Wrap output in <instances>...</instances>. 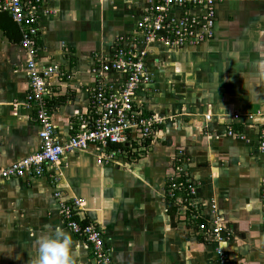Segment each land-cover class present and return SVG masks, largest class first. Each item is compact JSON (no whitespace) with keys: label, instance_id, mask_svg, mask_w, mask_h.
Masks as SVG:
<instances>
[{"label":"crops","instance_id":"obj_1","mask_svg":"<svg viewBox=\"0 0 264 264\" xmlns=\"http://www.w3.org/2000/svg\"><path fill=\"white\" fill-rule=\"evenodd\" d=\"M146 6L145 0H44L39 6L37 66L59 73L51 78L49 108L61 141L87 115L96 59L111 55L118 38L137 36ZM20 42L19 28L0 10V168L39 148L35 110L25 105ZM146 62L153 85L144 113L166 119L157 135L146 150L135 144L107 165L97 163L94 148L67 153L51 170L55 184L48 175L0 182V264H29L35 239L57 226L71 235L76 264H94L65 228L56 191L83 201L82 219L104 230L112 264H216L212 244L200 239L195 210L173 188L179 168L195 187L196 212L206 216L215 202L232 232L223 247L229 261L264 264V153L257 149L262 120L256 118L264 114V75H258L264 0H221L210 40L174 52L153 45ZM105 82L116 87L122 76L110 73ZM228 126L244 140L228 137Z\"/></svg>","mask_w":264,"mask_h":264},{"label":"built area","instance_id":"obj_2","mask_svg":"<svg viewBox=\"0 0 264 264\" xmlns=\"http://www.w3.org/2000/svg\"><path fill=\"white\" fill-rule=\"evenodd\" d=\"M43 1L0 0V10L6 11L20 30V46L24 53L27 79L25 105L35 110L34 117L39 127L38 151L0 168V182L48 175L51 183L55 184L58 176L51 173V170L63 156L76 151L86 152L89 148L97 151V163L106 165L114 162L116 156L125 153L126 149L133 152L135 144L141 151L146 150L147 144L166 122L165 118L145 114L143 109L145 93L153 85V76L146 62L151 47L160 45L167 52H174L210 40L214 34L216 5L221 2L145 0L147 6L135 26L137 36L133 40L118 38L111 55L96 59V66L91 70L96 82L89 90L87 115L79 119L73 134L61 141L49 108L53 91L51 78L59 73L56 67L40 69L37 66L38 8ZM110 73L122 76L120 85L115 87L105 82ZM256 118L262 120L258 129L257 149L264 153V114ZM226 135L244 140V136L230 126L227 127ZM177 172L183 173V170L179 168ZM183 174L187 176L186 172ZM173 188L184 191V202L192 211L195 210L193 219L198 221L196 227L200 239L202 243L212 244L216 264H236L229 261L223 250L233 235L224 226L215 202H210L209 212L203 217L196 212V191L189 177L184 183L173 185ZM54 197L65 228L85 245L94 264H112L104 230L96 224H83V201L77 198L64 200L58 191ZM261 220L264 228V187L261 192Z\"/></svg>","mask_w":264,"mask_h":264},{"label":"clouds","instance_id":"obj_3","mask_svg":"<svg viewBox=\"0 0 264 264\" xmlns=\"http://www.w3.org/2000/svg\"><path fill=\"white\" fill-rule=\"evenodd\" d=\"M258 75H264V64L258 66ZM73 243L68 232L59 226L49 227L35 239V253L29 264H76L72 256Z\"/></svg>","mask_w":264,"mask_h":264},{"label":"trees","instance_id":"obj_4","mask_svg":"<svg viewBox=\"0 0 264 264\" xmlns=\"http://www.w3.org/2000/svg\"><path fill=\"white\" fill-rule=\"evenodd\" d=\"M235 130V129H234ZM179 163V162H178ZM181 163H179L178 165H180ZM183 173H184V171H183ZM183 173H180V174H177L178 175V177H177V179H176V182L177 183H184V181L188 178V176H186V175H184ZM180 194H182V196L184 197L185 196V194H184V191H182ZM181 196V197H182ZM87 222H83V224H86ZM196 224L198 223V221L197 222H195Z\"/></svg>","mask_w":264,"mask_h":264},{"label":"rangeland","instance_id":"obj_5","mask_svg":"<svg viewBox=\"0 0 264 264\" xmlns=\"http://www.w3.org/2000/svg\"><path fill=\"white\" fill-rule=\"evenodd\" d=\"M183 168H185L184 166H183ZM184 170V169H183ZM184 172H185V170H184Z\"/></svg>","mask_w":264,"mask_h":264}]
</instances>
